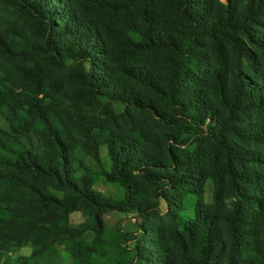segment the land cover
Segmentation results:
<instances>
[{"label":"trees","instance_id":"1","mask_svg":"<svg viewBox=\"0 0 264 264\" xmlns=\"http://www.w3.org/2000/svg\"><path fill=\"white\" fill-rule=\"evenodd\" d=\"M0 3V256L264 264V0Z\"/></svg>","mask_w":264,"mask_h":264},{"label":"rangeland","instance_id":"2","mask_svg":"<svg viewBox=\"0 0 264 264\" xmlns=\"http://www.w3.org/2000/svg\"><path fill=\"white\" fill-rule=\"evenodd\" d=\"M0 15L5 16L6 18H9L10 20L14 22L20 23L22 19L18 15V13L10 8L5 6L4 4L0 3ZM100 155L102 156V159L105 160V149L102 148L100 151ZM95 190L99 191L105 198H112L113 196L118 195L119 189L112 186V185H104L102 183L96 184L95 185ZM147 194H151V191L147 189ZM209 199V187H206L205 191V200ZM159 211L158 213L147 219L145 222L137 217L136 215L133 214H123L119 213L117 211H109L103 214V221L104 223L109 226L113 227L117 223L120 224L121 228L126 231V232H137L139 230L140 225L144 226H155V227H160L164 235L168 233L169 229V218L167 217L165 211H166V206L165 203L162 200H159ZM70 222L73 225H76L82 221H84V217L82 216L81 213L79 212H72L69 215ZM86 240H91L92 239V233L91 232H86L84 235ZM127 246L132 247L133 243H127ZM59 251H60V257L62 258V263L63 264H71L72 260L71 257L68 256V254L63 250L62 245H58ZM30 253V249L28 247H23L19 249H15L12 252H9L8 258L5 256H0V264H19L16 260L20 256H28Z\"/></svg>","mask_w":264,"mask_h":264}]
</instances>
